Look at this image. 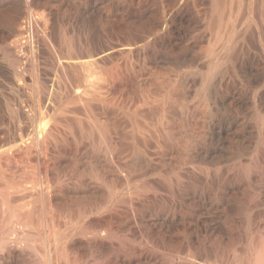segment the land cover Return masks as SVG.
Returning <instances> with one entry per match:
<instances>
[{"label":"bare ground","instance_id":"obj_1","mask_svg":"<svg viewBox=\"0 0 264 264\" xmlns=\"http://www.w3.org/2000/svg\"><path fill=\"white\" fill-rule=\"evenodd\" d=\"M262 180L264 0H0V264H264Z\"/></svg>","mask_w":264,"mask_h":264},{"label":"rangeland","instance_id":"obj_2","mask_svg":"<svg viewBox=\"0 0 264 264\" xmlns=\"http://www.w3.org/2000/svg\"><path fill=\"white\" fill-rule=\"evenodd\" d=\"M139 179V180H138ZM142 179V181L140 180ZM139 181V182H138ZM145 181V178L143 177H136L134 179V182H137L139 185H141L143 182ZM133 182V183H134ZM142 182V183H141ZM141 183V184H140ZM136 184V183H135ZM138 184H136L137 186H139ZM254 186H253V185ZM252 186V188H251ZM250 190L249 191V197H255L256 199H260V195H262L264 193V180L262 181H259L258 184L257 182H250ZM261 193H260V192ZM164 194V192L162 193ZM260 194V195H259ZM167 195L166 193L164 195H161V197H166V198H163V200L166 202V203H170V198L168 196H165ZM258 195V196H257ZM260 197V198H259ZM166 199V200H165ZM169 199V200H168ZM169 202H168V201ZM261 200V199H260ZM178 203V202H177ZM244 202H242L241 204H243ZM122 204H120V209H124L122 207H124V204L123 206H121ZM243 211V210H242ZM243 214V217L242 219L244 220V229L246 231V238H247V243H250V247H255L254 249L256 250L257 248H260L258 246H261L262 248L264 247V222L261 224V226H257L255 224H253V219L256 217V215L254 213H251L248 212V211H243L242 212ZM249 216V217H248ZM137 220L139 219V217L137 216L136 217ZM253 218V219H252ZM248 221V222H247ZM247 222V223H246ZM254 239V240H253ZM254 244V245H253ZM256 244V245H255ZM258 245V246H257ZM39 255L41 256L42 255V252H39ZM41 258L43 259L44 256H41ZM39 258V260L41 261L42 259Z\"/></svg>","mask_w":264,"mask_h":264}]
</instances>
